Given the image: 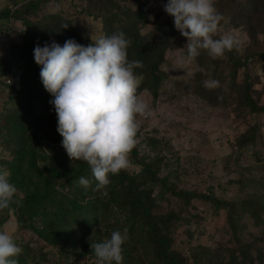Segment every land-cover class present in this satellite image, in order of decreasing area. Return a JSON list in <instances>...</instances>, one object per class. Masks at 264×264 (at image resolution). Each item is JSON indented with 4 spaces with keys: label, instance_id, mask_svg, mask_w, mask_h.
Returning <instances> with one entry per match:
<instances>
[{
    "label": "rangeland",
    "instance_id": "1",
    "mask_svg": "<svg viewBox=\"0 0 264 264\" xmlns=\"http://www.w3.org/2000/svg\"><path fill=\"white\" fill-rule=\"evenodd\" d=\"M25 1L0 0V11L15 9ZM257 1L259 10L247 19L240 13L245 0H214L223 17L214 39L230 35L237 42L232 56L225 53L216 60L204 50L196 58L188 57L183 47L187 38L175 28L163 0H38L33 12L22 15L39 37L61 46L76 34L87 45L106 36L108 19L117 27L133 18L129 25L145 43H157L162 26L167 29L169 46L157 71L160 83L154 92L144 88L137 94L154 115L137 116V153L129 154L131 168L125 172L150 190L154 213L179 214L171 227V248L186 264H264V114L251 112L241 103L246 76L253 81V100L264 103V0ZM137 11L143 17L134 19ZM8 24L18 30V40L4 31ZM24 38L21 20L0 18V43L7 53L0 57V169L10 171L9 181L18 189L19 198L27 189L41 186L38 172L49 170L53 153L49 146H56L50 135L57 132V116L50 103L53 96L48 92L38 100L17 90L23 85L19 79L23 65L13 64L26 51L14 44L21 45ZM234 58L242 63L236 69ZM128 59L137 60L134 54ZM134 75L140 84L146 80L135 69ZM205 80H217L219 86L209 92L203 86ZM19 123L23 128L17 127ZM251 134L254 139L248 141ZM16 172L23 186L18 185ZM75 187L67 186L62 192L75 195ZM181 192L188 197L179 196ZM191 194H205L230 205L217 207L212 199ZM121 202L117 199L98 209L90 227L68 219L72 228L63 249L34 232L32 226L42 227L38 217L31 222L25 217L31 229H21L13 210L0 211V230L6 227L14 236L28 264H97L91 242H103L113 231L125 228L129 238L122 245V264H166L155 257L147 232L133 222ZM83 244L86 252L82 255Z\"/></svg>",
    "mask_w": 264,
    "mask_h": 264
},
{
    "label": "clouds",
    "instance_id": "2",
    "mask_svg": "<svg viewBox=\"0 0 264 264\" xmlns=\"http://www.w3.org/2000/svg\"><path fill=\"white\" fill-rule=\"evenodd\" d=\"M59 8L57 5L56 11ZM164 10L187 38L183 47L190 59L198 57L201 50L213 59H222L237 43L230 35L214 39L223 19L214 0H167ZM130 45L131 40L121 31L92 39L87 46L68 39L63 46L53 41L34 48V60L41 66V81L53 96L50 103L57 116V131L63 137L62 146L74 168V161H83L91 170V178L82 176L78 183L102 196L108 194L109 174L117 175L131 168L129 154L137 143V116L154 115L137 95L141 81L134 69L143 64L129 61ZM203 86L212 90L219 86V81L205 80ZM9 177V170L0 169V211L19 202L14 199L18 189ZM128 238L125 228L123 232L113 231L103 242H91L97 264H122V245ZM21 253L22 248L7 228L0 230V264H17L14 257Z\"/></svg>",
    "mask_w": 264,
    "mask_h": 264
},
{
    "label": "trees",
    "instance_id": "3",
    "mask_svg": "<svg viewBox=\"0 0 264 264\" xmlns=\"http://www.w3.org/2000/svg\"><path fill=\"white\" fill-rule=\"evenodd\" d=\"M163 2L166 4L167 0H163ZM257 2V0H245V3L240 10L241 16L247 19L251 16H255V13L259 10ZM36 4H38V0H26L25 2L20 3L15 9L0 11V18L19 19L25 25V38L23 43L21 45L14 44V47L23 48L26 51V55L13 64L18 66L19 63H22L23 65V70L19 76L23 85L22 87L19 86L17 90L32 95L35 99L40 100V98H43L48 94V91L45 89L40 78L41 66L34 60V48L37 45L43 47L47 40L44 37H39L34 25L29 24V21L27 20L28 18L22 16L23 13L33 12ZM142 5L143 3L140 2L139 6L142 7ZM127 11L131 12L133 15L131 9L124 10V12ZM137 17H143V15H139V12L137 11L134 19ZM132 19H129L127 24H119L117 27H114L113 24H111L112 21L109 19L106 20V36H111L112 34L121 31L125 33L126 38L131 40V45L127 49L128 57L131 54H134L137 60L142 62L143 67H137L135 68V71L140 75H144V78L146 79L137 88V94L144 88L150 89V91L154 92L155 88H157L160 83L157 71L159 65L163 62V53L169 46L170 37L167 33V29L162 26V39L157 41V43H145L139 32L129 25L132 24ZM256 24H258V22H256ZM53 26L58 27V24H54ZM74 39L78 43L87 46L86 41H84L85 39L81 36L76 34ZM232 53L233 50L226 51L227 55L230 54V56H232ZM234 59L233 68L235 67L236 69L242 63L239 58ZM242 86L241 96L243 101H241V103L245 107H248L251 112L264 114V103L258 105L252 98L251 91L253 89V81H250L249 77L246 76L243 78ZM210 91L211 90H209V92ZM207 94L208 93H205V95ZM13 117L14 116L11 118L16 122V117ZM25 123L27 124L26 121ZM17 127L23 128L20 123L17 124ZM253 136L254 135L251 134L248 141L253 140ZM50 138L52 143L54 145L56 144V146H49L50 150H53V153L50 154L51 159L49 170L38 172L41 186H36L35 189H27L25 195L21 198L15 196L14 199L19 202L13 203L9 208L16 214L19 228L24 229L30 227V224H27L28 221H26L25 217H28L30 222L35 217H38L42 227L38 228L37 226H32L34 232L46 242L52 245H58L63 249L64 245L67 244L65 240L69 237V227L72 228L69 223L70 221L73 220L77 225L80 224L82 228L90 227L96 218V212L98 209L107 208L109 204L116 203L117 199H121V203L125 209L128 207V214H130L133 222H139L141 228L147 232V236L153 245L155 257L166 264H186L185 260L176 254L171 248V227L180 219L179 214L154 213V199L151 196L150 190L141 187L144 184L142 180L137 181L135 175L129 174L123 170L117 175L109 174L111 183L107 186L108 196H102L101 194V196H98L97 193L99 191H92L91 193L85 191L84 188L79 185L78 180L82 176L85 178H91V170L88 164L83 161H74V168L66 150L62 146L63 137L59 132L57 131L53 136L50 135ZM244 142L241 143L243 144ZM16 146L20 148L18 144H16ZM136 153L137 150L134 147L130 154L135 156ZM145 168L148 169V166H145ZM20 176L21 175L16 172L18 185L23 186L21 185L23 180ZM72 185H76L74 188L76 191L75 195L68 196L66 193L62 192L65 187H72ZM58 186H60L61 189H59ZM181 195L188 197V193L181 192L179 193V196ZM191 195L206 198L208 200L212 199L217 207L230 205L229 202L217 198H210L205 194ZM87 215H89V217H87ZM68 219H70L69 222ZM83 248L82 255L86 252L85 244L82 245V249ZM29 250L30 249L28 248V252ZM14 259L17 260V264H28L21 254L14 257Z\"/></svg>",
    "mask_w": 264,
    "mask_h": 264
},
{
    "label": "crops",
    "instance_id": "4",
    "mask_svg": "<svg viewBox=\"0 0 264 264\" xmlns=\"http://www.w3.org/2000/svg\"><path fill=\"white\" fill-rule=\"evenodd\" d=\"M6 32H9V35L12 37L13 40H18L17 39V34H18V30L14 29V24H8V28L7 30H4ZM14 43V42H13ZM6 52H5V48H3V46H1L0 43V57H4L6 56Z\"/></svg>",
    "mask_w": 264,
    "mask_h": 264
},
{
    "label": "built area",
    "instance_id": "5",
    "mask_svg": "<svg viewBox=\"0 0 264 264\" xmlns=\"http://www.w3.org/2000/svg\"><path fill=\"white\" fill-rule=\"evenodd\" d=\"M5 83L10 84L11 83V79L10 78H6L5 79Z\"/></svg>",
    "mask_w": 264,
    "mask_h": 264
}]
</instances>
